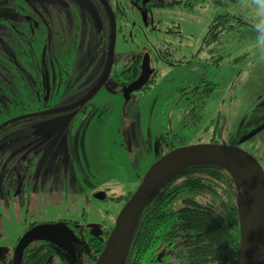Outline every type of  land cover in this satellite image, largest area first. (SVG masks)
<instances>
[{"label": "rangeland", "instance_id": "1", "mask_svg": "<svg viewBox=\"0 0 264 264\" xmlns=\"http://www.w3.org/2000/svg\"><path fill=\"white\" fill-rule=\"evenodd\" d=\"M6 1L0 0V8ZM114 2L122 33H117L115 41V64L101 88L75 108L98 83L104 69L110 25L103 8L94 2L95 9L90 10L83 5L67 6V2L63 5V0H27V4L14 0L12 4L19 11L0 10V15L8 14L0 19V53L6 54L0 56V162L4 161L0 163V179L9 162L18 169L12 161L14 157L9 155L11 152H16L18 157L30 153L31 144H35L36 153L44 147L37 169L43 171V178L48 177L45 182L49 193H57L55 199L61 193L66 206L65 220H77L80 224L103 220L112 227L114 218L148 168L165 152L167 144L177 145L182 141L191 145L200 137L204 142L209 140L208 134L200 135L199 130L185 122V111L190 105L186 98L198 92L179 97L181 89L188 91L189 83L196 84L201 79L212 82L214 88L206 101L201 126L221 113L225 127L218 140L229 141L231 146L251 154L264 171V48L257 45L253 28L258 19L255 0H186L183 9L165 8L163 16L167 21L174 19L180 24L179 19L184 17L179 27L181 37L162 32L146 34L160 49L162 57L152 63L156 73L149 84L128 101L120 91L127 67L121 56L131 57L133 49L141 54L143 49H135L137 42H131L127 35L136 28L131 25L130 0ZM28 5L39 9L51 5L50 48L43 19L34 15L29 23L23 20L26 17L22 14L31 11ZM187 5L189 15L184 11ZM56 9L64 11L65 16ZM225 13L242 16L249 26L223 34L216 47L207 46L202 39L209 24ZM15 25L20 35L16 34ZM213 48L218 51H210ZM52 50L57 51L56 55L50 53L47 58ZM167 53L176 62L188 58L190 61L175 64ZM134 75L137 73L131 74L129 80ZM203 85L198 84V91ZM189 118V122L195 119ZM162 137L165 142L161 145ZM61 152L66 156V166L62 169L56 159ZM35 162L36 157L33 167ZM97 193H103L104 198H93ZM37 196L24 214L25 221L28 215L45 223L64 216L56 212L59 206L46 194ZM240 203L243 208L244 199ZM22 213L16 206L10 210L17 225L25 222ZM2 223L10 222L0 221V229ZM16 229L14 224H7L0 242ZM89 255L88 259L83 255V260L94 264L98 256L94 259V254ZM161 256L162 251L158 253ZM165 264H177L173 254Z\"/></svg>", "mask_w": 264, "mask_h": 264}, {"label": "trees", "instance_id": "2", "mask_svg": "<svg viewBox=\"0 0 264 264\" xmlns=\"http://www.w3.org/2000/svg\"><path fill=\"white\" fill-rule=\"evenodd\" d=\"M226 14L217 15L209 24L202 39L207 46L216 47L221 43L223 34L249 26L242 16ZM178 36L181 37V32ZM210 51L218 50L213 48ZM218 58L221 59V55ZM169 60L175 64H186L190 58L177 62L174 57ZM199 83L204 84L200 91ZM186 89L188 91L185 88L180 90V98L193 92L198 94L186 98L188 102L190 100V105L185 111V122L194 130H199L200 135H209L206 142L200 137L189 144L231 145L229 141L218 140L225 127L221 113H216L207 125L201 126L206 101L214 91L213 83L201 79L196 84L189 83ZM189 117H194V121L189 122ZM226 139L229 140L228 134ZM163 142L164 137L161 138V145ZM185 145L182 141L177 145L167 144L162 154ZM242 199L244 189L241 183L220 166L202 164L181 170L164 183L145 207L134 230L124 264H165L172 254L177 264H236L241 242ZM94 247L96 249L93 250L92 258L95 259L103 244ZM161 251L162 256L159 258L158 253Z\"/></svg>", "mask_w": 264, "mask_h": 264}, {"label": "flooded vegetation", "instance_id": "3", "mask_svg": "<svg viewBox=\"0 0 264 264\" xmlns=\"http://www.w3.org/2000/svg\"><path fill=\"white\" fill-rule=\"evenodd\" d=\"M18 1L27 4V0H18ZM63 1L65 2L63 5H66L67 2V6H72V4H74L80 8V6L83 5V6H87L90 10H92V8L95 9L94 3L99 4L105 11L106 16L108 17L107 11L103 3L100 2V0H63ZM69 1L73 3H70V5H68ZM104 1L112 12V16L116 28V34H115V41H116L117 33L119 34V32L121 31V27L118 26L119 25L118 17H116L118 10L115 6L114 0H104ZM12 2L7 0L3 5H1L0 10H3L4 8H10L19 11L17 5H13ZM130 2H131V17L133 18V20L131 21V25L133 27L135 26L136 28L134 33L130 32V34L127 35H129V38L132 40L131 42H137V45L134 46L135 49H143V50L142 53L140 54L139 51H135L133 49L132 52H134V55H132L131 57L130 56L126 57L124 54H122L123 56H121V58L124 60L127 66L125 68L126 76L123 82L125 84L122 85V89L129 86L134 81H136L141 75L143 67L148 65L150 69V77L147 84H145L140 90H138L141 91L149 84L152 75L156 73L155 72L156 68L155 67L152 68V63L154 62V60L156 62L157 59L162 57V54L160 55V49L155 47L153 41H150L149 38L146 36V34L149 33L156 35V33L162 32V34L172 33L174 36H176L177 35L176 33H179V29L181 28L180 25L181 22L183 20L185 21L184 17H181L179 19L180 24H178V22H176V20L174 19L167 21L163 16V12L165 11V8L183 9L185 4L184 2H186V0H184L183 2L181 0H130ZM179 2L180 4H178ZM28 8L31 9L30 13L26 14L27 12L26 10L25 13H23L26 15L22 14L24 18L28 17V19L25 18L23 20L26 21V23H29L28 20L30 19V17H34V15H37V18L40 20L43 19L44 24H46L47 26V33L45 31V35L48 37V44H49L48 46L50 48L52 39L50 38L51 31L49 29L48 23L51 21L50 18L52 16L51 5H47V8L44 7L43 9L32 8V6L28 5ZM189 9L190 8L187 5V8L184 10L186 14H188ZM191 9H193V7H191ZM56 10H58V12L60 11L65 16L64 11H62L61 9H56ZM78 13L79 12H77V15ZM7 15L8 14L0 15V19H5ZM70 15L71 14H68L69 20H71ZM33 21L34 20L30 22ZM108 21L110 25L109 17H108ZM15 26L17 27L16 34L20 35L21 32L18 30L19 27L17 25ZM28 33L30 32H27L26 34ZM108 36H109V32H108ZM135 38H137L138 40H134ZM107 45H108V41H107ZM48 52L49 55L47 58H49L50 53L56 55L57 51L52 50ZM106 52H107V47H106ZM10 54L15 57L14 53L10 52ZM3 55L6 56V54L0 53V56ZM57 55L59 56V53ZM116 58L117 56H114V52H113V59L107 77L111 73V68L113 64H115ZM105 63H106V55H105ZM105 63H104V68H105ZM130 65L133 66L136 65V66L129 67ZM133 73H137V76L133 80L132 79L129 80L131 78L130 75ZM120 91L122 93V90ZM136 92L131 93L130 98ZM34 145L35 144H31V146H29L30 149L28 151H30V153L28 154L27 152H25L18 155V157H16L15 156L16 152L14 153L11 152L9 155L14 157L12 161H14V165L18 166V169L16 170L15 169L16 167H11L10 166L11 162H9V164L3 169L2 172L3 176L0 179V221L9 220L10 223H2L3 225L0 229V234H6L4 231H5V226L7 224L9 226L14 224L15 227H18V229H16L14 234L5 238V241L0 242V264H14L15 249L20 239L26 232H28L29 230H31L36 226L58 225V224L65 225L69 230L72 231L74 235V239L69 243V247L73 251V256H70L65 250L61 249V247L56 244L43 240H34L24 248L21 255L20 264H86V261L83 260V255L84 258L86 259L91 258L89 257L90 256L89 253L91 254L93 253V250L96 249L94 247L95 245L104 244L114 223L111 227V223L106 224L103 220L102 222H88L84 224L83 223L80 224L77 220H72V219L66 221L65 220L66 206L64 207L65 201L61 193H60V198L55 199L57 193L50 194L49 186L45 182L46 181L45 179H47L48 177L43 178V171L37 169V160L39 159V157L42 156L45 149L43 147L41 151H38L36 153ZM9 155L6 156L8 157ZM34 157H36V162L33 167ZM56 159L58 160V163H60L61 169L66 166V156H64L62 152L61 154H58L56 156ZM3 163L4 161L1 164ZM21 170L24 172L23 174H21ZM37 194L39 195L46 194L48 199H52L53 201H55L59 206L56 212L58 213L62 212L64 213V216L58 217V219L50 220L45 223L44 222L45 220L41 221V218L30 219L28 215V219L27 221H25L26 217L24 216V214H27L29 212L28 210L31 204L33 202L34 203L36 202L35 200L38 197ZM56 203H54L53 205H55ZM13 206H16L17 208L21 209V211L23 212L21 215H23L22 222L25 221L24 223H20L19 225H17L16 221L13 220L12 217L10 216V210ZM102 218L110 220L109 216L102 215ZM89 225H96L97 227L96 229H93L89 227Z\"/></svg>", "mask_w": 264, "mask_h": 264}, {"label": "water", "instance_id": "4", "mask_svg": "<svg viewBox=\"0 0 264 264\" xmlns=\"http://www.w3.org/2000/svg\"><path fill=\"white\" fill-rule=\"evenodd\" d=\"M100 2L103 3L110 20L105 68L99 82L73 108L86 103L101 88L110 71L116 28L111 10L104 0H100ZM149 77L150 69L146 65L139 78L122 89L124 100L128 101L131 93L140 90L147 84ZM202 164L222 167L234 175L244 189V206L241 210V242L236 264H264V171L258 161L248 152L235 146L216 143L180 146L160 156L148 168L135 192L117 214L114 225L94 264H124L136 225L156 192L176 173L188 167ZM94 197L102 200L104 194L97 193ZM244 212L252 225L250 242L242 232ZM89 227L96 229L97 226L89 225ZM73 239L72 231L63 224L36 226L20 239L14 252V264H20L24 248L34 240L56 244L73 256V251L69 247V243ZM247 243H249L248 254L240 262L242 250Z\"/></svg>", "mask_w": 264, "mask_h": 264}, {"label": "clouds", "instance_id": "5", "mask_svg": "<svg viewBox=\"0 0 264 264\" xmlns=\"http://www.w3.org/2000/svg\"><path fill=\"white\" fill-rule=\"evenodd\" d=\"M256 17L254 25L257 45L264 48V0H255Z\"/></svg>", "mask_w": 264, "mask_h": 264}, {"label": "bare ground", "instance_id": "6", "mask_svg": "<svg viewBox=\"0 0 264 264\" xmlns=\"http://www.w3.org/2000/svg\"><path fill=\"white\" fill-rule=\"evenodd\" d=\"M207 162H213V161H207ZM242 232L244 237L249 241L251 239V232H252V225L251 222L249 220V218L247 217V214L244 212L243 213V219H242ZM250 242V241H249ZM249 243L245 244L242 253H241V258H240V262H242L244 260V258L247 256L248 251H249Z\"/></svg>", "mask_w": 264, "mask_h": 264}]
</instances>
